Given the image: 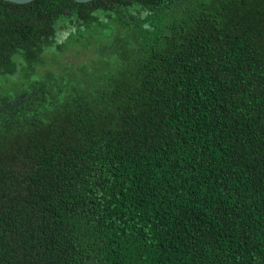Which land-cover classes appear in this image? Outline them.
I'll return each mask as SVG.
<instances>
[{"label":"trees","instance_id":"16d2710c","mask_svg":"<svg viewBox=\"0 0 264 264\" xmlns=\"http://www.w3.org/2000/svg\"><path fill=\"white\" fill-rule=\"evenodd\" d=\"M0 264H264V0H0Z\"/></svg>","mask_w":264,"mask_h":264},{"label":"rangeland","instance_id":"374dc122","mask_svg":"<svg viewBox=\"0 0 264 264\" xmlns=\"http://www.w3.org/2000/svg\"><path fill=\"white\" fill-rule=\"evenodd\" d=\"M88 53L90 54L91 51H88ZM68 54H69V59H74L76 61V63H79L83 60V58H90V56L84 52L83 50L81 49H76V50H73V51H68ZM85 60V59H84Z\"/></svg>","mask_w":264,"mask_h":264},{"label":"water","instance_id":"95a60500","mask_svg":"<svg viewBox=\"0 0 264 264\" xmlns=\"http://www.w3.org/2000/svg\"><path fill=\"white\" fill-rule=\"evenodd\" d=\"M7 1H13V2H16V3H28V2H31L33 0H7ZM78 2H87V1H91V0H76Z\"/></svg>","mask_w":264,"mask_h":264}]
</instances>
